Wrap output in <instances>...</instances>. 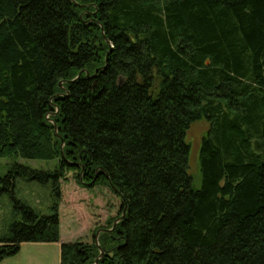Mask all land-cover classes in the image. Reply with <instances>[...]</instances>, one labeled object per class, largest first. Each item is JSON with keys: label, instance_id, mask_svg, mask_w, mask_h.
I'll list each match as a JSON object with an SVG mask.
<instances>
[{"label": "trees", "instance_id": "trees-1", "mask_svg": "<svg viewBox=\"0 0 264 264\" xmlns=\"http://www.w3.org/2000/svg\"><path fill=\"white\" fill-rule=\"evenodd\" d=\"M0 156L57 161L0 177L53 191L48 214L17 199L0 260L60 242L73 172L121 204L60 264H264V0H0Z\"/></svg>", "mask_w": 264, "mask_h": 264}, {"label": "rangeland", "instance_id": "rangeland-1", "mask_svg": "<svg viewBox=\"0 0 264 264\" xmlns=\"http://www.w3.org/2000/svg\"><path fill=\"white\" fill-rule=\"evenodd\" d=\"M208 128L209 122L200 120L193 123L187 133L191 144L189 172L196 188L201 187L202 183L199 152L202 137ZM16 162L44 170H54L57 164L56 160L0 156V177L6 175ZM68 176V180L60 181V242H25L16 254L0 260V264H60L62 242L77 239L93 241L95 228L117 215L121 201L107 185L99 184L90 189L80 185L73 172H68ZM52 194V180L42 182L18 177L13 191H3L0 194V236L9 232V226L14 220L22 218L16 208L17 199L48 214L51 212Z\"/></svg>", "mask_w": 264, "mask_h": 264}, {"label": "water", "instance_id": "water-1", "mask_svg": "<svg viewBox=\"0 0 264 264\" xmlns=\"http://www.w3.org/2000/svg\"><path fill=\"white\" fill-rule=\"evenodd\" d=\"M80 73H82V72H80ZM56 129H57V127H56ZM125 214V210L123 211V215ZM120 219V218H119ZM119 219H117L115 222H114V225L116 224V222L119 220ZM100 233V230L97 232V235ZM103 253L101 252V255H102ZM98 259L99 258H97V260H96V262L98 261Z\"/></svg>", "mask_w": 264, "mask_h": 264}, {"label": "crops", "instance_id": "crops-1", "mask_svg": "<svg viewBox=\"0 0 264 264\" xmlns=\"http://www.w3.org/2000/svg\"><path fill=\"white\" fill-rule=\"evenodd\" d=\"M59 243V242H58Z\"/></svg>", "mask_w": 264, "mask_h": 264}]
</instances>
